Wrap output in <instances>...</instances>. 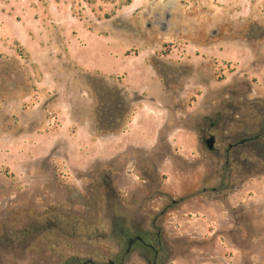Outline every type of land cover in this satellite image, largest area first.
<instances>
[{
    "label": "rangeland",
    "instance_id": "obj_1",
    "mask_svg": "<svg viewBox=\"0 0 264 264\" xmlns=\"http://www.w3.org/2000/svg\"><path fill=\"white\" fill-rule=\"evenodd\" d=\"M165 9L170 30L146 25ZM108 89L124 150L70 171L56 102L95 126ZM142 105L154 143L125 148ZM149 245L264 264V0H0V264H151Z\"/></svg>",
    "mask_w": 264,
    "mask_h": 264
},
{
    "label": "crops",
    "instance_id": "obj_2",
    "mask_svg": "<svg viewBox=\"0 0 264 264\" xmlns=\"http://www.w3.org/2000/svg\"><path fill=\"white\" fill-rule=\"evenodd\" d=\"M54 108L57 109V120L59 122L54 135L57 137L58 133L66 134V138L62 139L61 142L58 141V138L56 139V145L61 144L64 148L65 165L70 171L85 172L93 163L112 162L123 152L124 148L122 150L113 148L110 143L112 140L118 139L117 134L97 135L94 131L93 119L88 118L87 115L82 117V114L76 117L68 102L58 100ZM142 111L143 105L132 115L127 130L123 133L127 134L128 138L134 126V128L138 129L142 138L135 143L126 138L127 144L125 148L127 146L128 148L151 147L154 143V127L153 125L149 126L145 122L142 123ZM41 143L44 142L42 141ZM40 147L43 154L50 150L47 149L46 145Z\"/></svg>",
    "mask_w": 264,
    "mask_h": 264
},
{
    "label": "flooded vegetation",
    "instance_id": "obj_3",
    "mask_svg": "<svg viewBox=\"0 0 264 264\" xmlns=\"http://www.w3.org/2000/svg\"><path fill=\"white\" fill-rule=\"evenodd\" d=\"M171 19H172V14L170 11L166 10L164 11V14L161 16L158 12H155L151 19L148 20L146 22V25L147 26H150V27H157L159 29V31H168L170 30V28L172 27V22H171ZM211 33H215V30H212ZM213 136L214 139H215V136L212 135V133H208L206 135H204V137L202 138V145L204 147L207 148V145L205 143V140L208 138V137H211ZM259 136H256V137H252V136H247V137H243L241 139H236L235 141L233 142H229L228 145H227V148L225 149L226 153H227V157H226V163L229 164L230 160H231V156H228V153H230L232 151V160L233 161H236L238 158L240 159L241 157V154H242V151H243V147L245 145V143L249 142L250 140H253L254 138H258ZM217 143L216 139L214 141V144H213V149L212 150H208L209 151H213L214 148H215V144ZM137 238V240H142L141 239V236L139 235H136L134 236L133 238ZM132 238V239H133ZM130 239L128 241V245H129V242L132 240ZM132 244V243H131ZM130 244V245H131ZM129 245V246H130ZM149 247L152 249L153 251V258H152V261H151V264H156V261H157V258H158V253L157 251H155L153 248H152V245H149ZM90 262V261H89Z\"/></svg>",
    "mask_w": 264,
    "mask_h": 264
},
{
    "label": "trees",
    "instance_id": "obj_4",
    "mask_svg": "<svg viewBox=\"0 0 264 264\" xmlns=\"http://www.w3.org/2000/svg\"><path fill=\"white\" fill-rule=\"evenodd\" d=\"M101 96L103 99H100V102L105 106L102 107L99 105L96 108L95 133L98 135H107L123 131L125 126L115 127V123H120L122 121L123 107L120 106V101L116 102L117 100H115L112 89H108V91ZM127 117L128 116H126L125 119H128Z\"/></svg>",
    "mask_w": 264,
    "mask_h": 264
},
{
    "label": "water",
    "instance_id": "obj_5",
    "mask_svg": "<svg viewBox=\"0 0 264 264\" xmlns=\"http://www.w3.org/2000/svg\"><path fill=\"white\" fill-rule=\"evenodd\" d=\"M214 141H215V139H214L213 136L208 137V138L205 140V143H206L207 148H208L209 150H212V149H213V147H214V146H213ZM136 239H137L136 237L133 238V239L129 242V245H130L133 241H135Z\"/></svg>",
    "mask_w": 264,
    "mask_h": 264
}]
</instances>
